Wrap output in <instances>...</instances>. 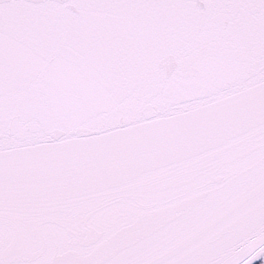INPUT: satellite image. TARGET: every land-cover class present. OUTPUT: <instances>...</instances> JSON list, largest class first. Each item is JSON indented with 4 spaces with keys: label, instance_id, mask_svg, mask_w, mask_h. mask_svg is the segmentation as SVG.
Masks as SVG:
<instances>
[{
    "label": "snow or ice",
    "instance_id": "obj_1",
    "mask_svg": "<svg viewBox=\"0 0 264 264\" xmlns=\"http://www.w3.org/2000/svg\"><path fill=\"white\" fill-rule=\"evenodd\" d=\"M0 264H264V0H0Z\"/></svg>",
    "mask_w": 264,
    "mask_h": 264
}]
</instances>
